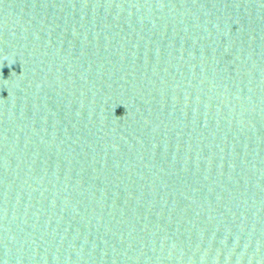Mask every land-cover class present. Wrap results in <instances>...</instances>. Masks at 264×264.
Segmentation results:
<instances>
[{"label": "water", "instance_id": "obj_1", "mask_svg": "<svg viewBox=\"0 0 264 264\" xmlns=\"http://www.w3.org/2000/svg\"><path fill=\"white\" fill-rule=\"evenodd\" d=\"M0 264H264V0H0Z\"/></svg>", "mask_w": 264, "mask_h": 264}, {"label": "clouds", "instance_id": "obj_2", "mask_svg": "<svg viewBox=\"0 0 264 264\" xmlns=\"http://www.w3.org/2000/svg\"><path fill=\"white\" fill-rule=\"evenodd\" d=\"M12 63H13V61H12Z\"/></svg>", "mask_w": 264, "mask_h": 264}]
</instances>
